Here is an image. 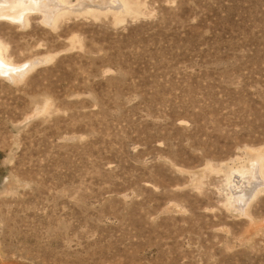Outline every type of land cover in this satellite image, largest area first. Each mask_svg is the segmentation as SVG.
<instances>
[{"label":"rangeland","instance_id":"obj_1","mask_svg":"<svg viewBox=\"0 0 264 264\" xmlns=\"http://www.w3.org/2000/svg\"><path fill=\"white\" fill-rule=\"evenodd\" d=\"M0 9V264H264V0Z\"/></svg>","mask_w":264,"mask_h":264},{"label":"bare ground","instance_id":"obj_2","mask_svg":"<svg viewBox=\"0 0 264 264\" xmlns=\"http://www.w3.org/2000/svg\"><path fill=\"white\" fill-rule=\"evenodd\" d=\"M15 1V0H14ZM54 1V0H53ZM100 2V1H99ZM90 3H91V1H90ZM83 4V3H82ZM11 5V4H10ZM43 5V4H42ZM61 5V4H60ZM86 5V4H85ZM19 6V5H18ZM50 6V5H49ZM54 6V5H53ZM81 6V5H80ZM9 7V6H8ZM84 7V6H83ZM2 8V7H1ZM6 8V7H5ZM4 9V8H3ZM56 10V9H55ZM0 11H1V9H0ZM7 12V11H6ZM51 15V14H50ZM53 16V15H52ZM9 17V16H8ZM7 18V17H6ZM50 19V18H49ZM2 58H1V56H0V74H3V75H5V76H9V74H10V68L8 67V66H6L5 64H4V62L1 60ZM30 65H32V64H30ZM30 65H26V66H24V68L22 69V71H24L28 66H30ZM33 66V65H32ZM31 69V68H30ZM250 194V193H249ZM249 194H247V195H239V197H238V200L239 201H244L245 203H247V201H248V199H249ZM241 201V202H242ZM240 202V204H243V203H241Z\"/></svg>","mask_w":264,"mask_h":264}]
</instances>
